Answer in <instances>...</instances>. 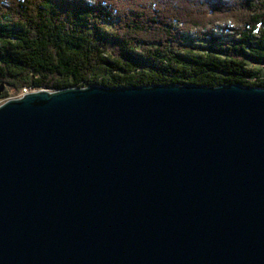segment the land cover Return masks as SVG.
Instances as JSON below:
<instances>
[{
  "label": "water",
  "instance_id": "obj_1",
  "mask_svg": "<svg viewBox=\"0 0 264 264\" xmlns=\"http://www.w3.org/2000/svg\"><path fill=\"white\" fill-rule=\"evenodd\" d=\"M0 264H264V87L2 103Z\"/></svg>",
  "mask_w": 264,
  "mask_h": 264
},
{
  "label": "trees",
  "instance_id": "obj_2",
  "mask_svg": "<svg viewBox=\"0 0 264 264\" xmlns=\"http://www.w3.org/2000/svg\"><path fill=\"white\" fill-rule=\"evenodd\" d=\"M157 84L264 87V0H0L1 99Z\"/></svg>",
  "mask_w": 264,
  "mask_h": 264
},
{
  "label": "rangeland",
  "instance_id": "obj_3",
  "mask_svg": "<svg viewBox=\"0 0 264 264\" xmlns=\"http://www.w3.org/2000/svg\"><path fill=\"white\" fill-rule=\"evenodd\" d=\"M4 89H5V88L1 89L2 91L0 90V92L2 93ZM31 92H32V91H31ZM1 93H0V94H1ZM20 96H21V95H20ZM9 99H14V97H8V98H4V99H1V98H0V105H1L2 103H4L5 101L9 100Z\"/></svg>",
  "mask_w": 264,
  "mask_h": 264
},
{
  "label": "built area",
  "instance_id": "obj_4",
  "mask_svg": "<svg viewBox=\"0 0 264 264\" xmlns=\"http://www.w3.org/2000/svg\"><path fill=\"white\" fill-rule=\"evenodd\" d=\"M23 92H24V93H26V91H25V90H23Z\"/></svg>",
  "mask_w": 264,
  "mask_h": 264
},
{
  "label": "clouds",
  "instance_id": "obj_5",
  "mask_svg": "<svg viewBox=\"0 0 264 264\" xmlns=\"http://www.w3.org/2000/svg\"><path fill=\"white\" fill-rule=\"evenodd\" d=\"M27 93V92H26ZM25 94L24 92L22 93V95Z\"/></svg>",
  "mask_w": 264,
  "mask_h": 264
}]
</instances>
